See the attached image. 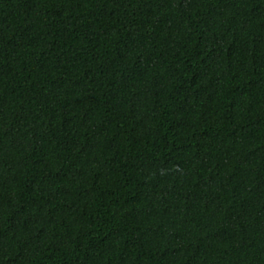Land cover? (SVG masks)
I'll list each match as a JSON object with an SVG mask.
<instances>
[{
    "label": "trees",
    "instance_id": "trees-1",
    "mask_svg": "<svg viewBox=\"0 0 264 264\" xmlns=\"http://www.w3.org/2000/svg\"><path fill=\"white\" fill-rule=\"evenodd\" d=\"M0 264H264V0H0Z\"/></svg>",
    "mask_w": 264,
    "mask_h": 264
}]
</instances>
